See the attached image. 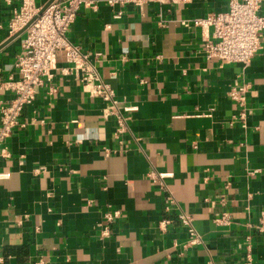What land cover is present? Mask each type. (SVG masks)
<instances>
[{
    "label": "crops",
    "instance_id": "0c3cea01",
    "mask_svg": "<svg viewBox=\"0 0 264 264\" xmlns=\"http://www.w3.org/2000/svg\"><path fill=\"white\" fill-rule=\"evenodd\" d=\"M54 1L35 3L43 11ZM96 1L68 39L115 90L118 109L105 117V102L58 52L52 79L6 141L11 157H0V264H264V33L248 66L222 64L207 59L211 37L192 23L230 0ZM20 6L0 0L4 83L21 78L28 29L9 33ZM243 84L242 107L229 92ZM2 86L0 103L13 98ZM166 189L176 199L169 210ZM180 212L201 245L185 247Z\"/></svg>",
    "mask_w": 264,
    "mask_h": 264
},
{
    "label": "built area",
    "instance_id": "2783aa9c",
    "mask_svg": "<svg viewBox=\"0 0 264 264\" xmlns=\"http://www.w3.org/2000/svg\"><path fill=\"white\" fill-rule=\"evenodd\" d=\"M15 1H20L21 6L9 24V33L15 35L19 30L28 26L29 28L28 36L22 46V54L16 61V68L21 78L17 81L11 78L9 82L4 83L0 72V85L6 86L13 92V98L10 101L0 103V157L5 159L11 157L6 141L20 124L24 108L35 101L38 89L44 86L46 80L52 79L58 52L65 54L66 61L71 66L69 72L82 74V84L86 92L91 97H98L105 102L107 107L105 117L112 115L118 109L115 90L103 82L98 69L80 47L68 39L69 30L79 12L90 9L97 11L98 2L96 0H56L42 11L35 0H4L8 5ZM128 3L142 8L147 0H106V4L110 7H124ZM263 7L264 0H230L226 12L195 19L193 26L201 28L211 37L204 44L207 59L217 60L222 64L248 66L261 49V38L264 33ZM122 14L123 12H120L119 16ZM248 93L249 86L243 84V86L233 87L229 96L243 107L247 104ZM133 109L126 110L130 112ZM170 175L151 173L150 178L161 181ZM7 177V174L0 172V180ZM165 192L169 210L176 204V199L172 192L167 189ZM119 216V211L104 215L103 218L109 225L103 231L104 237H109L110 225ZM177 218L189 236L185 247L201 245L203 237L195 229L193 218L183 212H180ZM218 223L227 226L230 224V217L223 215ZM170 224V221H163L161 227L164 229ZM258 229L264 232V212L261 214ZM38 264H43V261Z\"/></svg>",
    "mask_w": 264,
    "mask_h": 264
},
{
    "label": "water",
    "instance_id": "95a60500",
    "mask_svg": "<svg viewBox=\"0 0 264 264\" xmlns=\"http://www.w3.org/2000/svg\"><path fill=\"white\" fill-rule=\"evenodd\" d=\"M28 28H29V26H28V27H26V28H25V30H27ZM25 30H24V31H25Z\"/></svg>",
    "mask_w": 264,
    "mask_h": 264
}]
</instances>
